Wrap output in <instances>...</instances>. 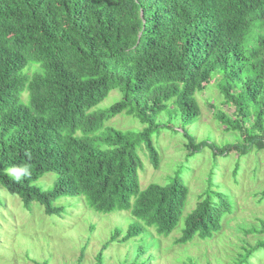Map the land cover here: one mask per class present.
Instances as JSON below:
<instances>
[{
    "label": "trees",
    "instance_id": "obj_1",
    "mask_svg": "<svg viewBox=\"0 0 264 264\" xmlns=\"http://www.w3.org/2000/svg\"><path fill=\"white\" fill-rule=\"evenodd\" d=\"M215 80L233 109L214 108L235 134L224 145L197 141L191 129L202 114L198 94ZM113 91L120 99L99 108ZM123 114L143 128L106 125ZM162 130L182 132L188 160L204 149L215 159L264 152V0H0V184L48 216L63 217L60 200L74 197L97 213L129 212L133 222L113 231L96 264L111 244L141 242L151 229L170 237L185 214L187 163L165 185L140 186V154L159 168L153 137ZM50 173L53 187H39ZM214 175L175 245L213 240L234 212L235 197ZM241 233L230 242L237 252L217 264L264 257V220ZM154 240L121 264H156ZM184 263L202 264L192 255Z\"/></svg>",
    "mask_w": 264,
    "mask_h": 264
},
{
    "label": "rangeland",
    "instance_id": "obj_2",
    "mask_svg": "<svg viewBox=\"0 0 264 264\" xmlns=\"http://www.w3.org/2000/svg\"><path fill=\"white\" fill-rule=\"evenodd\" d=\"M216 81L205 92L198 94L202 114L191 129L197 141L208 139L224 145L226 142H234L235 134L224 131L215 116L214 108L229 114L233 109L224 102L215 87ZM120 97L119 92H111L99 108L110 107ZM106 125L121 131L143 128L136 119L124 114ZM181 133L180 130L179 133L162 130L154 135L153 140L160 153L159 168L153 167L147 153H141L143 166L139 172L140 186L144 189L151 183L165 185L179 166L187 163L186 170L190 171L184 172L183 176L190 192L178 228L168 238L157 236L151 229L141 242L137 238L128 243L111 244L103 251V264H121L126 259L131 261L140 243L156 248L157 242L154 239L159 240L160 249L157 252L161 255L156 264H185L189 255L199 257L202 264H207L206 260L217 264L216 261L224 259L228 250L237 252L233 245L236 241L234 237H243V228L259 226L260 221L264 220V152L253 151L240 159L233 152L228 157L219 156L215 159L209 149H204L188 160L190 151ZM212 170L215 172L214 184H220L223 190L235 197L236 208L225 218L223 231L213 240H198L188 249L177 246L174 242L184 227L185 216L195 208L200 195L208 188V176ZM10 172L13 174V171ZM56 177L55 173H50L37 185L50 189ZM79 199L83 198L61 199V203L67 207V213L63 217L48 216L39 203H33L26 209L18 196L10 194L0 184V264H35L33 260L48 264H96L99 252L113 231L116 228L126 231L133 219L125 211L97 213L84 200ZM249 242H255L253 236L249 237ZM237 246L241 247L242 243ZM257 264H264V257L258 259Z\"/></svg>",
    "mask_w": 264,
    "mask_h": 264
},
{
    "label": "clouds",
    "instance_id": "obj_3",
    "mask_svg": "<svg viewBox=\"0 0 264 264\" xmlns=\"http://www.w3.org/2000/svg\"><path fill=\"white\" fill-rule=\"evenodd\" d=\"M13 171H15V174H16L17 178H19V176L21 175V173L24 172V171H26V170L21 169V170H13Z\"/></svg>",
    "mask_w": 264,
    "mask_h": 264
}]
</instances>
